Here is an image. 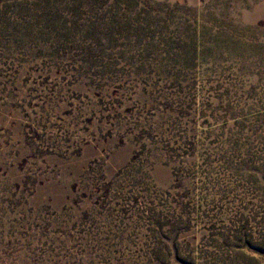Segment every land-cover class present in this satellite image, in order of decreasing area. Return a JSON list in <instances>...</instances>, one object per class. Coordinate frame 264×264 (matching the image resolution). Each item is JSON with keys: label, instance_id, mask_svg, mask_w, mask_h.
Listing matches in <instances>:
<instances>
[{"label": "rangeland", "instance_id": "1", "mask_svg": "<svg viewBox=\"0 0 264 264\" xmlns=\"http://www.w3.org/2000/svg\"><path fill=\"white\" fill-rule=\"evenodd\" d=\"M0 264H264V0H0Z\"/></svg>", "mask_w": 264, "mask_h": 264}]
</instances>
